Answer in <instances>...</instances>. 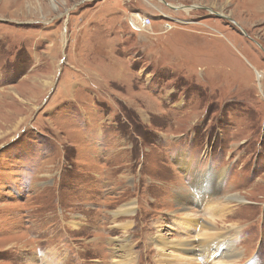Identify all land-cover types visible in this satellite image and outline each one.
Instances as JSON below:
<instances>
[{
	"label": "rangeland",
	"instance_id": "374dc122",
	"mask_svg": "<svg viewBox=\"0 0 264 264\" xmlns=\"http://www.w3.org/2000/svg\"><path fill=\"white\" fill-rule=\"evenodd\" d=\"M257 1L0 0V97L37 96L0 105V264H158L203 225L264 264Z\"/></svg>",
	"mask_w": 264,
	"mask_h": 264
},
{
	"label": "bare ground",
	"instance_id": "6f19581e",
	"mask_svg": "<svg viewBox=\"0 0 264 264\" xmlns=\"http://www.w3.org/2000/svg\"><path fill=\"white\" fill-rule=\"evenodd\" d=\"M185 7H189V6H184V8ZM254 7L256 9V12L264 11V0H258L254 4ZM174 20H176V22L180 21V23L185 22V20H179V19L177 20V18H174ZM165 23H167L166 24L167 28H171L172 24H170L169 21L163 22V24H165ZM41 80L43 83H46L44 85L45 87H47L51 82V81L48 82L47 78H45V77H42ZM5 90L6 89L2 90L0 92V94L2 92H5ZM29 92H30V94H21L22 92L21 93L20 92L11 93L8 97H5L4 99H2L0 97V99H2V100H0V105L4 106L6 109L7 107L10 106V104H15V105H16V103L19 104L18 103V101H19L22 103L26 102L28 104V107L29 106L33 107V105L30 103L31 102L30 98H32V99L37 98V96L32 95L30 90H29ZM10 96H11V99L6 100ZM5 109L3 111H5ZM22 119H23V117L19 118L18 124L22 121ZM16 120H17V117H16V119L14 118L13 122ZM262 178H264V176H262ZM131 212H132V208H130L128 205H124V206H122L121 209H119L117 212H114V213L129 214ZM186 217H188V215ZM190 218H188L189 222L191 224H192V222L195 223L194 227H192L195 229L198 226V224L196 223V221H194L193 219H190ZM188 219H186V220H188ZM182 224L186 225V223H182ZM72 225L77 228V222H73ZM123 226L125 227V225H123ZM188 226H191V225L189 223H187L186 227H188ZM192 226H193V224H192ZM201 228L203 230V233L201 232L200 237L198 234L196 236V238H193V239H190V238H188V239H168L167 237H165L163 235H160V234L156 235V238H155V243H156V247H157V253L156 254L158 255V252H159V255L157 257V261L159 262L158 264H232V263L234 264V262H235L234 258H233V260H227V261L223 260V258H225V259L227 258L226 255L229 256V253H232V252H229V250H230L229 244L231 243V240L228 239L227 236H222V235L219 236V235H213V234L209 233V230L212 229L213 227H210V226L205 227L203 225V226H201ZM198 229H199V227H198ZM218 229H220V228H218ZM182 233L183 232H181V234ZM192 243L196 244V246H194ZM124 245L125 244H123V246ZM204 246L206 249L204 248ZM213 251H214V253H212ZM209 252L212 253L211 256H210ZM167 254H170V255L167 256ZM192 254L196 256L197 260H198V258L201 260L197 261ZM129 255H130V253H129ZM207 257H209V258H207ZM118 259H120V258H118ZM130 262H131V259L129 261H127V260L126 261H120L119 263H126V264L129 263L130 264Z\"/></svg>",
	"mask_w": 264,
	"mask_h": 264
},
{
	"label": "built area",
	"instance_id": "2783aa9c",
	"mask_svg": "<svg viewBox=\"0 0 264 264\" xmlns=\"http://www.w3.org/2000/svg\"><path fill=\"white\" fill-rule=\"evenodd\" d=\"M151 17V15H147L143 11L135 9L129 12L126 21L133 31H139L150 27L153 20ZM166 24L167 23L164 25L167 29Z\"/></svg>",
	"mask_w": 264,
	"mask_h": 264
},
{
	"label": "crops",
	"instance_id": "0c3cea01",
	"mask_svg": "<svg viewBox=\"0 0 264 264\" xmlns=\"http://www.w3.org/2000/svg\"><path fill=\"white\" fill-rule=\"evenodd\" d=\"M158 8V7H157ZM159 9V8H158ZM156 10V9H155ZM160 10V9H159ZM158 11V10H157ZM152 12V11H151ZM149 15H152V13H150V11H149V13H148ZM176 28V27H175ZM174 28V29H175ZM137 32H140V31H137ZM188 32H190V30L189 31H185V29L183 28V27H179L178 29L176 28V31H175V33L174 34H176V35H181V34H185V33H188ZM159 34H161V32H158ZM179 33V34H178ZM167 33H165V35H166ZM164 35V36H165ZM182 36V35H181ZM165 38H167L168 39V35H166L165 36Z\"/></svg>",
	"mask_w": 264,
	"mask_h": 264
},
{
	"label": "flooded vegetation",
	"instance_id": "af4514ba",
	"mask_svg": "<svg viewBox=\"0 0 264 264\" xmlns=\"http://www.w3.org/2000/svg\"><path fill=\"white\" fill-rule=\"evenodd\" d=\"M202 8H204V7H202ZM241 32V31H240ZM242 33V32H241ZM243 35H245V36H247L244 32L242 33Z\"/></svg>",
	"mask_w": 264,
	"mask_h": 264
}]
</instances>
